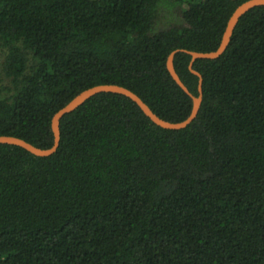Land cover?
I'll list each match as a JSON object with an SVG mask.
<instances>
[{"label": "trees", "instance_id": "trees-1", "mask_svg": "<svg viewBox=\"0 0 264 264\" xmlns=\"http://www.w3.org/2000/svg\"><path fill=\"white\" fill-rule=\"evenodd\" d=\"M245 1L0 0V135L52 147L54 114L98 84L186 119L168 57L198 95L182 49L216 50ZM194 67L186 128L102 92L62 118L54 154L0 143V264H264V5Z\"/></svg>", "mask_w": 264, "mask_h": 264}, {"label": "water", "instance_id": "water-1", "mask_svg": "<svg viewBox=\"0 0 264 264\" xmlns=\"http://www.w3.org/2000/svg\"><path fill=\"white\" fill-rule=\"evenodd\" d=\"M264 5V0H247L243 3H241L232 13L231 17L228 20L227 26L225 28V31L223 33L221 43L219 47L216 50L208 51V52H201V51H194V50H187L182 49L183 51L187 52L191 55V61L189 63V69L191 72L196 74L199 77V83H198V95L193 94L188 86L184 83L182 78L180 77L179 73L177 72L175 68V54L178 50L173 51L167 60V67L168 70L173 77V79L176 81V83L193 98V106L190 115L179 122H173L166 120L162 117H160L157 113L153 111V109L149 106L148 103H146L136 92L133 90L119 84H98L95 86H92L90 88H87L77 94L68 104H66L64 107L59 109L52 118V130L54 133V144L50 148H41L33 143L17 137L13 135H0V143L3 144H11L20 146L29 152L38 155V156H50L54 154L57 149L59 148L60 142H61V120L62 118L73 111H75L78 107H80L82 104H84L87 100H89L91 97L98 93L102 92H112V93H118L125 95L132 99L134 102L137 103V105L142 109V111L157 125L166 128V129H183L186 128L188 125H190L195 118L198 116L202 102H203V75L195 69L194 63L197 59H216L220 57L227 49L234 30L241 19V17L246 14L248 11H250L252 8L256 6Z\"/></svg>", "mask_w": 264, "mask_h": 264}, {"label": "rangeland", "instance_id": "rangeland-1", "mask_svg": "<svg viewBox=\"0 0 264 264\" xmlns=\"http://www.w3.org/2000/svg\"><path fill=\"white\" fill-rule=\"evenodd\" d=\"M171 18H172V20H175L174 16L171 17ZM171 18H167L166 20L167 21H171ZM3 59H4V53H3V51H2V49L0 47V78L2 76L1 74H2V62H3Z\"/></svg>", "mask_w": 264, "mask_h": 264}]
</instances>
